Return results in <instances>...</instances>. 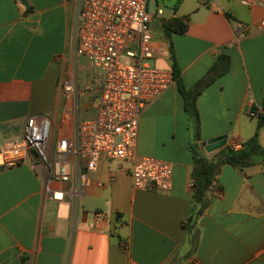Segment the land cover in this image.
Wrapping results in <instances>:
<instances>
[{
	"label": "crops",
	"instance_id": "obj_1",
	"mask_svg": "<svg viewBox=\"0 0 264 264\" xmlns=\"http://www.w3.org/2000/svg\"><path fill=\"white\" fill-rule=\"evenodd\" d=\"M74 12L71 0H0V146L22 137L31 115L47 113L61 125L72 110L63 86L74 73L81 116L96 115L100 82L86 59L75 66ZM263 14L241 0H199L185 18L186 32L171 36L187 88L218 55L230 56V70L197 99L200 146L209 157L221 148L209 153L202 142L221 135L229 144L257 133L264 147V126L250 115L264 104ZM239 23L249 24L250 33L240 34ZM150 26L154 64L171 68L169 41ZM188 123L176 82L140 121L138 155L173 164L169 191L136 188L131 164L102 158L82 197L55 201L39 168L0 166V264H264V162L243 169L224 164L207 208L197 214ZM96 211L107 220L97 222Z\"/></svg>",
	"mask_w": 264,
	"mask_h": 264
},
{
	"label": "built area",
	"instance_id": "obj_2",
	"mask_svg": "<svg viewBox=\"0 0 264 264\" xmlns=\"http://www.w3.org/2000/svg\"><path fill=\"white\" fill-rule=\"evenodd\" d=\"M71 1L75 7V66L86 59L100 82L96 115L81 116L79 78L74 73L63 86L72 110L62 124L56 125L47 113L29 116L22 137L0 146V166L39 168L44 189L55 201L82 197L102 158L131 164L136 188L153 185L158 190H171L173 164L137 152L144 109L175 83L171 68L150 63L157 53L150 25L153 16L163 15L164 9L157 5L156 12H151V3L157 0ZM241 3L261 6L264 11V0ZM259 26L264 27V14ZM237 30L247 35L251 26L239 23ZM124 56L127 63L122 62ZM250 115L257 116L254 112ZM229 145L238 150L243 142L234 137ZM94 218L97 222L107 220L101 211L94 212Z\"/></svg>",
	"mask_w": 264,
	"mask_h": 264
},
{
	"label": "trees",
	"instance_id": "obj_3",
	"mask_svg": "<svg viewBox=\"0 0 264 264\" xmlns=\"http://www.w3.org/2000/svg\"><path fill=\"white\" fill-rule=\"evenodd\" d=\"M20 1L25 5L28 3V0ZM186 30L187 20L185 18L175 16L163 20L162 32L170 44L171 69L178 89L184 99V109L189 117L188 129L190 131V139L188 147L192 152L194 161L192 170V197L195 204L201 205L197 212V214H201L209 204L208 192L217 180L222 166L224 164H230L243 169L255 165L259 161L264 162V147L260 144L258 134L256 133L255 136L243 143L241 149L235 150L227 144L212 157H209L203 152L200 146V115L197 109V99L207 87L230 70L231 60L227 54L218 55L214 65L207 73L193 87L187 88L182 78L174 46L170 40L173 33L183 34ZM262 109V111H258L256 108L252 110V112L257 114L259 127L264 126V104Z\"/></svg>",
	"mask_w": 264,
	"mask_h": 264
},
{
	"label": "rangeland",
	"instance_id": "obj_4",
	"mask_svg": "<svg viewBox=\"0 0 264 264\" xmlns=\"http://www.w3.org/2000/svg\"><path fill=\"white\" fill-rule=\"evenodd\" d=\"M199 3V0H181L178 5L174 7H168L166 5H163L160 0L153 1L151 3V12H156L157 5H160L164 9V14L161 16L154 15L151 25L152 29H154V32L156 34H160L162 30V23L164 19L171 18L170 16L174 13L178 14L179 16L183 18H188L189 12ZM183 5V11H180V6ZM168 17V18H167ZM174 16H172L173 18ZM133 50V49H132ZM157 56H155L156 58ZM155 58L150 61L151 64L155 65ZM122 62L127 63L128 59L124 56L122 58ZM157 64V63H156ZM159 64V63H158Z\"/></svg>",
	"mask_w": 264,
	"mask_h": 264
},
{
	"label": "water",
	"instance_id": "obj_5",
	"mask_svg": "<svg viewBox=\"0 0 264 264\" xmlns=\"http://www.w3.org/2000/svg\"><path fill=\"white\" fill-rule=\"evenodd\" d=\"M177 0H173V2H168L167 0H164V4L168 7L173 6L176 3ZM227 135H221L218 137H215L213 139H210L208 141H203L202 145L204 146L205 150L209 153H213L214 151L222 148L227 144Z\"/></svg>",
	"mask_w": 264,
	"mask_h": 264
}]
</instances>
